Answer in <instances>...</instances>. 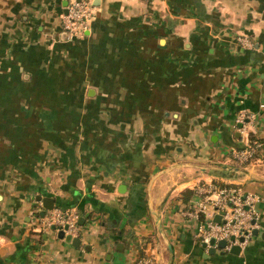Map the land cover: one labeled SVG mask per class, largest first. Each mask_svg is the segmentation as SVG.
Instances as JSON below:
<instances>
[{"label":"crops","instance_id":"crops-1","mask_svg":"<svg viewBox=\"0 0 264 264\" xmlns=\"http://www.w3.org/2000/svg\"><path fill=\"white\" fill-rule=\"evenodd\" d=\"M92 1L67 37L69 0H0V264H264V0ZM209 182L258 196L238 253L183 215ZM44 204L77 210L78 243Z\"/></svg>","mask_w":264,"mask_h":264},{"label":"built area","instance_id":"built-area-1","mask_svg":"<svg viewBox=\"0 0 264 264\" xmlns=\"http://www.w3.org/2000/svg\"><path fill=\"white\" fill-rule=\"evenodd\" d=\"M95 6L92 0H69L67 11L62 15V29L67 37L78 34L87 27L94 14ZM237 41L251 47L253 42L244 35L237 36ZM244 112H240L236 121L245 126ZM261 146V141L254 139L244 147L232 150V157L238 165L246 164ZM199 198L189 205L183 215L197 221L194 237L210 246L211 238L215 244L219 239H225L224 249L229 250L234 244L242 248L251 238L256 227V202L258 196L245 190L242 185L232 183L220 185L215 182L201 183L195 187ZM218 215V220L214 216ZM79 214L73 208L52 207L39 216V230H62L70 236L78 235L80 224ZM132 264H154L151 254L137 255Z\"/></svg>","mask_w":264,"mask_h":264},{"label":"water","instance_id":"water-1","mask_svg":"<svg viewBox=\"0 0 264 264\" xmlns=\"http://www.w3.org/2000/svg\"><path fill=\"white\" fill-rule=\"evenodd\" d=\"M224 168H227V169H229V170H235V171H246L244 168H242V167H240V166H224ZM44 207L47 208V209H50V208L53 207V205H52V204H49V205H48V204H44ZM44 212H45V211H42L41 214H43ZM214 219H215V220H218V219H219V218H218V215H215V216H214ZM78 222H79V224H82V223H83V222H82V218H79V219H78ZM256 232H257V230L254 229V230H253V233H256ZM58 234H59L60 237H63V236H64V232H63L62 230H59ZM65 237H66L67 239H71L72 242H77V243L79 242V237H78V236H70V235L66 234ZM225 243H226L225 239H219V240H217V242H216V246L224 247ZM209 244H210L209 247H211V250H212V249L214 250V248H215V246H214V244H215V239H214V238H211L210 241H209ZM203 245L206 246V243H203ZM169 248H170V250H172L171 247H170V245H169ZM229 250H230L231 252H233V253H238V252L240 251V246L237 245V244H234V245H232V246L230 247Z\"/></svg>","mask_w":264,"mask_h":264},{"label":"trees","instance_id":"trees-1","mask_svg":"<svg viewBox=\"0 0 264 264\" xmlns=\"http://www.w3.org/2000/svg\"><path fill=\"white\" fill-rule=\"evenodd\" d=\"M254 139H257V138H254ZM254 139L252 138V140H254ZM252 140H251V141H252ZM258 140H259V139H258ZM260 147H261V146H260ZM260 147H259V148H260ZM259 148L255 151L253 157L250 159V161H249L248 163H250V162L256 157ZM215 183L220 184V185H229V184H232V183H225V182H215ZM186 191H187V192L184 193V194H185V200L189 197L190 192H192L190 189H188V190H186ZM141 251H142V250H141ZM138 255H139V256H140V255H144V253H143V252H138Z\"/></svg>","mask_w":264,"mask_h":264}]
</instances>
